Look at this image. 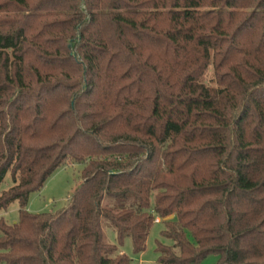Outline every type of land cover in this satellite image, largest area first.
Segmentation results:
<instances>
[{
    "label": "trees",
    "instance_id": "16d2710c",
    "mask_svg": "<svg viewBox=\"0 0 264 264\" xmlns=\"http://www.w3.org/2000/svg\"><path fill=\"white\" fill-rule=\"evenodd\" d=\"M68 161L67 204L29 212ZM6 173L0 264H129L155 217L161 264H264V0H0Z\"/></svg>",
    "mask_w": 264,
    "mask_h": 264
},
{
    "label": "rangeland",
    "instance_id": "374dc122",
    "mask_svg": "<svg viewBox=\"0 0 264 264\" xmlns=\"http://www.w3.org/2000/svg\"><path fill=\"white\" fill-rule=\"evenodd\" d=\"M8 56L11 61V54ZM200 81L208 86H218L211 61L203 71ZM81 168L82 166L80 164L68 161L54 170V172L47 177L43 186L38 191L30 193L28 197L27 210L31 213L38 214L54 212L57 209L64 207L67 204L73 190L80 182L79 176ZM12 183L13 181L11 180L10 174L6 173L3 181L0 183V193L9 188ZM170 216L166 217V219L173 217ZM0 218L8 224L17 221V202L14 201L5 210H1ZM153 222L154 223L149 229V233L146 238L145 248L142 252H134L131 241L128 237H126L122 241V244L119 245V251L127 256L129 264H161L157 259V244L162 243L165 245H171L172 241L161 236L160 232L164 228L163 223H161V219L158 218ZM101 228L104 241L106 243L116 244V236L113 229L103 219L101 220ZM216 260V255L209 254L200 262V264H214Z\"/></svg>",
    "mask_w": 264,
    "mask_h": 264
},
{
    "label": "built area",
    "instance_id": "2783aa9c",
    "mask_svg": "<svg viewBox=\"0 0 264 264\" xmlns=\"http://www.w3.org/2000/svg\"><path fill=\"white\" fill-rule=\"evenodd\" d=\"M158 218L156 217L155 219H154V221H156Z\"/></svg>",
    "mask_w": 264,
    "mask_h": 264
},
{
    "label": "water",
    "instance_id": "95a60500",
    "mask_svg": "<svg viewBox=\"0 0 264 264\" xmlns=\"http://www.w3.org/2000/svg\"><path fill=\"white\" fill-rule=\"evenodd\" d=\"M170 217H172V215Z\"/></svg>",
    "mask_w": 264,
    "mask_h": 264
}]
</instances>
